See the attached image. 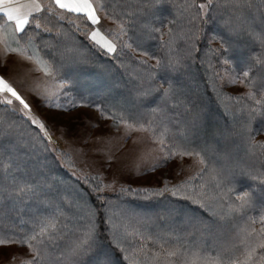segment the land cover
<instances>
[{"label": "trees", "instance_id": "obj_1", "mask_svg": "<svg viewBox=\"0 0 264 264\" xmlns=\"http://www.w3.org/2000/svg\"><path fill=\"white\" fill-rule=\"evenodd\" d=\"M103 9L110 19L117 23V20L123 21L125 24L129 22L130 16L141 17V22H147L154 27H160L162 24H169L173 32V40H176L178 31L180 33L192 28L193 25L199 29L196 33L197 39L192 42H185L184 39L175 42V49L181 52L180 56L184 55V50L190 46V43H195L198 51L192 53V57L185 61L187 67L182 73H173L167 69H155L157 74V83H165L171 80L175 83H186L190 80L191 74L194 70L205 72L207 78L204 81V91L206 96L210 99V105L204 104L199 96L194 97V101L197 103L198 111L191 104L189 107H179L183 109H189L188 112H181L179 116L178 109L175 111V105L172 107L174 101H169V106L165 111L159 112L158 109L152 112L153 108H157L160 103L159 96L152 94L146 98L139 99L140 104L146 105L151 102L148 107V112L139 120V123L144 124L154 129L158 135L159 140L163 139L164 147L167 149L173 141L181 142L182 136L190 138L194 130L192 119L194 117H201L204 119L201 111L207 112L210 116L220 117L223 122V127L227 129L226 134L230 137L236 135L240 129V126L233 127L230 125L229 114L234 116L239 113L242 116L243 124L249 125L253 129V136L261 144H264V138L259 135H264V109L260 112L254 113L253 117H249V111L254 105V101L248 99L246 94L235 95L227 92L222 86L219 76L223 74L226 68H237L245 65L252 64L256 61V58L264 51V47L260 43V33L264 31V25L260 22V11L250 10L245 13L247 17V24L244 30L238 33L229 32L223 21L228 19L230 14L226 13L221 16L219 14L213 16L208 13L203 18L189 23L191 19V13L196 9L185 10V4L187 0H167L163 2L161 6L159 4L154 7L148 8L146 11L143 9V5L148 0H132L134 5L126 6L123 3L127 0H98ZM206 0H195L198 5L204 3ZM254 4H259V0H251ZM123 4V5H122ZM140 9V10H139ZM62 10L57 9V12ZM130 11H137L129 14ZM141 11V13H138ZM178 11V12H177ZM264 11V10H261ZM179 17L177 18L176 15ZM181 15L186 18H182ZM236 14L232 17L235 18ZM47 27L51 29L49 32L40 31L34 39L35 55L39 61H43L45 67L57 78L62 80L76 81L78 84L73 85L72 89H75L80 94L82 102L84 100L90 105L100 104L102 108L106 109L110 117L115 116L119 119V116L124 115L127 119L129 113H124L116 110L110 106L109 97L112 94H132V87L135 84V78L138 77L141 81L146 73L148 66L141 65L135 59L128 55H121L119 51L117 54H106L103 50L95 46V44L86 36V32L92 30V25L86 21L84 17H78L76 14H69L67 19L59 20L57 16L48 13ZM71 21V23L69 22ZM78 26V27H77ZM184 27V28H183ZM183 29V30H181ZM33 29H28L31 34ZM156 39H146L142 36V33L137 29H130L127 37H123V40L128 43H133L134 40L143 39L142 49H138L137 53L141 54L143 51L149 53V57H155L156 59L167 60L171 57L168 47H161V41L159 39L160 34L154 33ZM131 37V39H129ZM169 39V36L164 38ZM214 41V42H213ZM24 41H21L23 44ZM118 49L120 47V41H116ZM70 48L68 52L62 53L63 49ZM28 54H32V48L26 50ZM127 53L128 50L125 49ZM80 56L88 57L87 64L78 63ZM177 57V56H176ZM155 59V61H156ZM227 61V67L225 66ZM154 68V66H153ZM130 74H134V80L129 78ZM216 74H219L217 76ZM128 75V76H127ZM252 88L251 90L256 93V97L259 98L261 92H264V69L261 68L259 63H256L251 71ZM147 82V81H144ZM247 92L249 87L243 84ZM148 86V84L143 85ZM106 90H108L106 92ZM246 92V93H247ZM94 94L92 98H85L87 94ZM100 93V94H99ZM99 95V96H98ZM133 95V94H132ZM217 98H220L218 100ZM212 104V105H211ZM221 105L228 107L227 111H222ZM248 107H245V106ZM175 107V108H174ZM100 110V109H99ZM200 110V111H199ZM197 112V113H196ZM200 112V113H199ZM135 114V113H132ZM169 116L174 119V126L167 125L162 119L165 116ZM177 116V117H176ZM194 116V117H193ZM0 120L8 123H14L16 127V135L0 139V185H6L10 182L11 176H22L24 173H35L36 171L43 172L47 177V182L53 185V188L58 190L59 194L67 199H71L74 196V192L82 195L89 203L95 207L99 215L97 217V223L99 224L101 238L107 237L104 224V202L97 200L96 195L93 194L92 186L101 181L98 176L96 180H93L90 176L87 180L78 179L66 170L62 163L57 159L54 153L49 152V148L45 150L41 144H33L30 137L35 135L34 127L31 126L25 119H22L19 113H12L10 107H6L0 104ZM135 120L128 119V122L133 123ZM221 126V127H222ZM160 132L163 136H160ZM19 138L14 141V138ZM16 140V139H15ZM236 140L230 141L225 144L227 148L232 147ZM241 141V140H239ZM196 142V141H195ZM244 139L242 138V143ZM198 144V142H196ZM247 148V144L244 142ZM5 147L4 150L2 147ZM195 146V144L193 145ZM3 150V151H1ZM264 149L257 148L254 152L248 148V158L243 162L244 170L237 168L233 181L228 187L234 189L231 193V197L234 199L240 192L250 191L252 195L251 206H247L241 213L230 214L227 223L229 225H236V234L232 240L227 244L223 241L222 237H218V243L214 244V249L210 252L202 250V253L208 257H217L224 250H231L232 254L238 255L235 248L243 250V246L240 241L244 238V233L241 229L245 226L244 222L248 217L256 219L255 228H260L259 216L264 214V198L262 192L264 188L261 187L260 181L254 180L252 177L257 173H264ZM206 168L213 167L214 159L209 156ZM34 164L39 165V170H31L34 168ZM69 165V164H68ZM31 170V171H30ZM251 173V175H249ZM8 177V178H7ZM8 180H6V179ZM58 180L61 184L58 183ZM212 179L209 171H204L203 176L197 178L193 182L186 183L183 196H193L192 189H202V185H208L210 188L215 181ZM61 185L62 188H59ZM132 188H136L130 186ZM138 188V187H137ZM120 189V188H119ZM119 189L115 193L104 192L105 196L112 201H115L118 206H130L139 208V212L143 215H151L153 217L154 226H149L145 223H131L129 221V231L138 229L144 234L145 237L156 238L163 236L167 243L164 245L167 247L175 246L177 243L183 245V249L196 250L199 249V244H196L198 233L197 227L201 224L207 225L209 219V209L205 206H201L193 202V200L186 198L172 197L170 195L165 197H152L145 199L144 197L151 194H120ZM43 199V197H42ZM63 204V203H62ZM23 207V211H17V208ZM177 211H194L196 218L192 223H186L185 229L176 230L170 228L172 224L173 215L169 217L170 210ZM168 210V211H167ZM18 213H17V212ZM50 211L46 206L40 203L35 197H29L26 195L17 196L15 193L9 195L8 193H0V237L10 236L15 239L17 236L23 235L29 232L31 228L30 218L38 213H46ZM225 211L226 208H225ZM5 213V217L3 216ZM69 216L70 212L67 213ZM16 216L15 220L11 217ZM174 220V219H173ZM167 222L171 224H167ZM162 223V225H161ZM193 229L194 232L192 231ZM189 233H192L189 235ZM186 234L189 236L187 237ZM176 237H179L177 241ZM67 239L62 241H56L50 243L47 249V259L45 264H64L62 253L65 248ZM162 242V241H161ZM107 244V239L104 240ZM146 248L143 251H133L139 248V237L129 236L125 241L124 247L128 248L126 253L120 252L116 249L112 252V260L114 264H152V257L155 252L159 251V243H154L151 239L144 241ZM16 244L27 248V245ZM188 245V246H186ZM235 246V247H234ZM182 249V250H183ZM29 253L31 250L28 249ZM32 255V253H31ZM128 256L126 260L124 257ZM97 257L91 256L87 259L86 264H96Z\"/></svg>", "mask_w": 264, "mask_h": 264}, {"label": "snow or ice", "instance_id": "obj_2", "mask_svg": "<svg viewBox=\"0 0 264 264\" xmlns=\"http://www.w3.org/2000/svg\"><path fill=\"white\" fill-rule=\"evenodd\" d=\"M164 0H148L143 5L146 11L148 8L154 7L157 4L163 3ZM103 7V5H101ZM185 10L196 9L192 12L189 23L203 18L205 14L213 16L219 14L221 16L226 13L236 14L235 18L229 16L223 21L226 29L232 33H238L249 27L247 24L246 12L250 10L260 11V22L264 25V0H259V4H254L251 0H206L204 3L196 4L195 0H187ZM57 9L62 10L57 12ZM51 13L58 17L59 20L68 18L69 14H76L78 17H84L87 22L93 26L92 30L86 32V36L106 54L128 55L135 59L141 65H148V60L143 57H149L147 51H143L140 56L135 53L143 47V39L134 40L133 43L125 42L122 37H127L130 29H137L146 39H156L154 33H159L161 47H170L173 43L172 29L168 30L169 39L165 40V34L160 27H154L147 22H141V17L130 16L129 22L125 24L121 20H117V28L112 30V39L105 36L101 29L97 27L101 18L98 15L97 7L94 0H0V16L4 19L0 22V43L5 45L6 52H25L28 48L33 49L35 55L36 49L34 39L42 30L44 32L51 31L47 27L49 22L47 14ZM71 23V21H69ZM78 27V26H77ZM33 29L32 33L28 29ZM199 29L196 25L183 32L182 36L185 42H192L197 39L196 33ZM131 39V37H129ZM15 41L17 48H12L9 41ZM21 41H24L21 44ZM116 41H120V47ZM260 43L264 47V31L260 33ZM125 49L128 52H125ZM198 51L195 43H190V46L184 50L183 56L169 57L167 60L156 59V65L148 66L146 73L141 77V84L147 81L148 86L138 91V96L146 98L149 95L155 94L159 96L160 105L153 108L152 112L163 110L169 101H177V93L180 91L173 81L168 80L165 83H157V74L155 69H167L173 73H182L187 67L185 61L192 57V53ZM32 57H29L31 59ZM43 63V61H37ZM78 63L87 64L88 57L80 56ZM227 61H225V64ZM256 63L264 69V51L256 58L252 64L245 65L239 69L226 68V77L219 76L220 79H227L230 84H235L237 80L241 84L249 87L246 97L254 101V105L249 111V117L252 118L254 113L264 109V92H261L259 98L256 97L251 88L253 86L251 80V71ZM48 73V69L45 68ZM50 75V73H48ZM72 85L69 84V87ZM16 101L18 104H14ZM190 104V101H187ZM0 104L6 107L10 106L12 113H19L22 119H25L31 126H35V135L30 139L33 144H41L45 150L48 145L53 143L52 135L46 124L33 115L30 103L17 91L16 87L10 83L4 75H0ZM59 107V105H56ZM100 109L101 115L105 114L106 109L100 104L94 105ZM245 107H248L247 105ZM145 114L135 113L130 114L126 119L124 115L119 116L121 123L127 124L128 119L139 120ZM115 119L116 117H110ZM132 126L129 125V128ZM144 125L140 124L143 129ZM253 129L249 125L242 126V138L251 151H255L258 147L264 149V144L257 141L253 136ZM16 127L14 123H8L0 120V139L12 137L16 135ZM195 144V146H193ZM160 151L165 153L164 159L167 160L171 156H194L198 157L196 163L200 166L208 163V157L211 156L218 167L198 168V172L203 173L209 171L212 179L215 181V188L218 190L211 199L216 202H224L222 206L226 208L228 214L241 213L247 206H251L252 195L250 191L240 192L238 195L231 197L234 189L228 187L233 181L235 169L227 163L228 157L226 154H221L215 148L205 141L196 143L194 140L185 136L181 142L173 143L165 149L163 139L160 140ZM54 151V149H53ZM264 154V152H262ZM59 159V158H57ZM109 159L113 157L109 156ZM156 164L149 165L148 170H155ZM75 175V173H73ZM251 175V173H249ZM254 180L260 181V185L264 188V173H257L252 177ZM87 180V174H85ZM96 180L97 177H92ZM170 181L163 179L159 187H138L122 185L119 189L120 194H151L145 196V199L152 197L172 196L178 198H186L200 203L201 206H207L205 203L206 197L203 193H198L196 196H183L185 185L183 183L174 184L169 187ZM112 185H105L102 181H98L92 186L93 194L96 199L104 202V224L107 237L101 238L99 224L97 223L98 211L92 206L87 199L80 194H75L71 199L61 197L58 190L53 188V185L47 182V177L43 172L36 171L33 173H24L22 176H11V180L6 185H0V193H8L9 195L16 194L35 197L40 203L44 204L50 211L46 213H38L30 218L31 228L29 232L17 236L13 239L10 236L0 237V244L18 243L27 245L31 250V257L21 262V264H45L47 259V249L50 243L67 239L64 251L62 253L64 264H86V261L91 256H96V264H114L112 260V252L119 249L120 252L126 253L128 248L124 247L125 241L129 236L139 237V248L133 251H143L146 248L144 241L146 239L153 240L154 243H159V251L155 252L152 257V264H264V214L259 216L260 228L257 229L253 225L256 219L248 217L244 222V227L241 231L244 233V238L240 241L243 246L241 251L235 248L238 255L232 254L231 250H224L218 254L216 258H210L202 254L201 249L191 250L183 249V245L177 243L172 247H165L167 240L163 236L145 237L138 229L129 231L130 214L120 209L119 212L114 209L118 206L115 201L109 200L104 192L106 188H111ZM203 188V185L201 186ZM43 197V199H42ZM63 201V204L61 203ZM70 212L69 216L67 213ZM108 243L105 244L104 240ZM179 241V237H176ZM162 241V242H161ZM235 247V246H234ZM183 249V250H182ZM129 258L127 255L124 257Z\"/></svg>", "mask_w": 264, "mask_h": 264}, {"label": "rangeland", "instance_id": "obj_3", "mask_svg": "<svg viewBox=\"0 0 264 264\" xmlns=\"http://www.w3.org/2000/svg\"><path fill=\"white\" fill-rule=\"evenodd\" d=\"M166 1L167 0H164V2ZM94 3L97 7L98 15L101 18V22L97 27L101 29L105 36L112 39V30L117 28V23L108 17L98 0H94ZM123 4L132 6L134 5V1L127 0ZM161 4L158 6H161ZM131 12L132 11H130L129 14H131ZM135 12L137 11H133L132 14ZM138 13H141V11H138ZM232 15L233 14H230V16ZM176 17L178 18L179 16L176 15ZM181 17L186 18L184 15H181ZM2 21L3 19L0 20V22ZM160 28L165 34L164 38L167 37L168 30L171 29V26L169 24H162ZM182 39V32L180 33V31H178L176 40L174 39L171 46L168 47L171 57L175 58L176 56H180L181 52L175 49V42ZM126 42L128 41L126 40ZM9 43L17 45L15 41L10 40ZM70 50V48H66L61 51H63L62 53H66ZM135 55L140 56L141 54L136 52ZM29 57L32 58L29 59ZM143 58L147 59L151 65H156L155 59L150 57ZM38 60V57L33 53V49L32 54H28L25 51L24 54L20 55V58L17 55L8 56L5 54L0 58V70L3 69L5 71L2 75H4L5 78L16 87L17 91H19L30 103L33 115L37 116L46 124L53 140V143L48 145L50 149L49 152L50 154L54 153L56 157L59 158L58 160L66 170H69L72 176L78 179H84L85 174H87V177L98 176L105 185H112L111 188L105 189V192L108 193H115L122 185L136 188L159 187L163 179H168L170 181L169 187H171L178 183L186 184L193 182L197 178L203 176V173L198 172V168H206V166H200L196 163L198 157L175 155L165 160V153L159 150V135L154 129L144 124L143 129H141V123H137L136 121L133 123L128 122L127 124L121 123L120 119L110 118L107 112L101 115L100 110L94 105L86 103L85 100L84 102L81 101L80 94L75 89L71 88L73 86L69 87V84L81 86V84H78L77 79L76 81L69 82L68 80L56 78L49 68L45 67L42 63H38ZM225 66H228L227 63ZM45 68L48 69L50 75L45 72ZM221 76L226 77L225 70ZM129 78L134 80V74H130ZM206 78L207 75L205 72L194 70L189 81L184 84L175 83L180 90L177 93V100L180 102H172V107L175 105V111L178 109L179 116L181 112H188L189 110L183 108L180 110L179 107L181 106L189 107L192 104L198 111L197 103L194 101L195 96H199L204 104L210 105V99L206 96L203 86ZM220 82L226 91L231 94L244 95L247 92L244 85L241 84L239 80H237L235 84L228 83L226 78L220 79ZM135 84L136 85L132 87L133 95H123L119 93L112 94V96L107 95L110 99V106L124 113L132 114L142 112L146 114L151 102L146 105L140 104L138 91H142L143 88H146V86L143 85H147V82L141 84L139 78L136 77ZM107 91L108 90H106V92ZM91 96L95 95L89 93L85 98H92ZM217 99L220 100V98ZM187 101L191 103L188 104ZM13 103L18 104L16 101ZM56 105H59V107ZM168 106L169 104H167L162 111H165ZM221 108L222 111H227V109H229L224 105H221ZM158 111L162 112L159 109ZM201 113L204 117L202 120L201 117L193 116L192 122L194 130L196 131L192 132L190 139L198 143L201 141L207 142L212 145L217 152L226 154L228 157L227 163L235 170L237 168L244 170L242 166L243 162L246 161V158L249 156L248 148L243 145L244 142L242 143L241 132L244 124L241 114L239 113L237 116L229 114L228 116L230 125L233 127H235L234 125L240 126L238 133L230 137L226 134L227 129L222 126L223 122L218 116V112L215 117L210 116L205 111H201ZM173 120L174 119H171L168 115L162 119V121L169 126L175 125ZM129 125L132 127L129 128ZM33 127L35 128V126ZM160 136H163L161 132ZM179 136L181 138L184 137L180 133ZM259 137L264 138V135H259ZM18 139L19 138H14L13 140L17 141ZM234 140L236 141L233 144V148H227L225 146L226 143L230 141L234 142ZM4 148L3 146L2 149L4 150ZM109 156L113 157V159H109ZM153 164L157 165L155 170H148V166ZM213 167H218V165L214 162ZM31 170H39V165L34 164V168ZM73 173H75V175ZM58 183L61 184L59 180ZM62 187L61 185L59 186V188ZM217 191L215 183H212L210 188L205 184L201 190L192 189L193 196H196L198 193H203L204 197L207 198L205 201L207 206L205 207L209 209L210 216L207 220V225L201 224L196 228L198 233V241H196V244L200 245L199 249L208 252L214 249V244L218 243V237L224 238L225 240L223 242H227L228 244L237 233L236 229L238 227L237 224L229 225L227 223L230 214H228L222 206L224 202H216L211 199ZM75 194L78 193L74 192V195ZM262 194L264 195V192H262ZM61 203H63V201H61ZM194 203L201 205L197 202ZM22 209L23 207H19L17 211H23ZM120 209H124L130 214L131 218L129 221H131V223L135 224L141 222L149 226H154L153 217L151 215H143L139 212V208L117 206L114 210L119 212ZM170 211L168 215L169 217L173 215L174 219H172L173 225L170 228L173 227V229L176 230L185 229L186 223H192L194 217L196 218L195 212L191 210L174 211V209H172ZM5 215L6 214L3 213L4 217ZM11 219L15 220L16 216H13V218L11 217ZM167 224L171 223L167 222ZM196 229L192 231L194 232ZM190 234L192 233H189V235ZM189 235L186 234L187 237ZM30 257L31 253H29L27 248L16 244H0V264H21L22 261Z\"/></svg>", "mask_w": 264, "mask_h": 264}, {"label": "crops", "instance_id": "obj_4", "mask_svg": "<svg viewBox=\"0 0 264 264\" xmlns=\"http://www.w3.org/2000/svg\"><path fill=\"white\" fill-rule=\"evenodd\" d=\"M21 2H23V0H21ZM4 19L3 16H0V20ZM12 48H17V45H12ZM5 54H7L8 56H13V55H17L20 58V55L24 54V52L22 53L21 51H16V52H6L5 51V45L3 43H0V58H2ZM5 71L2 69L0 70V75L4 74Z\"/></svg>", "mask_w": 264, "mask_h": 264}]
</instances>
